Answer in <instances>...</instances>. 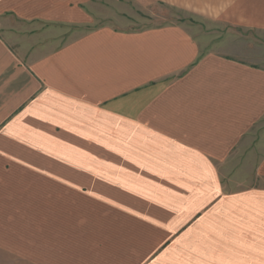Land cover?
Wrapping results in <instances>:
<instances>
[{
	"label": "crops",
	"instance_id": "crops-1",
	"mask_svg": "<svg viewBox=\"0 0 264 264\" xmlns=\"http://www.w3.org/2000/svg\"><path fill=\"white\" fill-rule=\"evenodd\" d=\"M211 21L264 0H0V264H264V62Z\"/></svg>",
	"mask_w": 264,
	"mask_h": 264
},
{
	"label": "rangeland",
	"instance_id": "rangeland-1",
	"mask_svg": "<svg viewBox=\"0 0 264 264\" xmlns=\"http://www.w3.org/2000/svg\"><path fill=\"white\" fill-rule=\"evenodd\" d=\"M130 13L129 20L134 21L137 25L168 22L178 16H182L181 12L166 5H157L148 10H133ZM198 27L201 33H210L213 36L219 37L222 41L228 39L227 36L229 35L230 37L225 42V47H220L222 51L254 62H264V37L262 36L264 34H258L254 31H244L242 29L226 30V28L220 27L212 21L210 23L205 22V24L199 23ZM243 170H235L237 175H240L239 180L244 181V179H250L252 172Z\"/></svg>",
	"mask_w": 264,
	"mask_h": 264
}]
</instances>
